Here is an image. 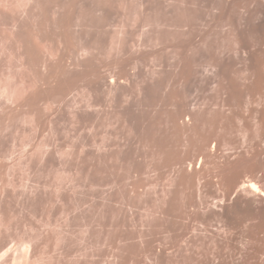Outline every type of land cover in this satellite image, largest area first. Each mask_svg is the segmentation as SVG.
Wrapping results in <instances>:
<instances>
[{
	"label": "rangeland",
	"instance_id": "1",
	"mask_svg": "<svg viewBox=\"0 0 264 264\" xmlns=\"http://www.w3.org/2000/svg\"><path fill=\"white\" fill-rule=\"evenodd\" d=\"M0 264H264V0H0Z\"/></svg>",
	"mask_w": 264,
	"mask_h": 264
},
{
	"label": "bare ground",
	"instance_id": "2",
	"mask_svg": "<svg viewBox=\"0 0 264 264\" xmlns=\"http://www.w3.org/2000/svg\"><path fill=\"white\" fill-rule=\"evenodd\" d=\"M248 187H250L251 190H253L254 192H259L258 186L255 183H253V182H250Z\"/></svg>",
	"mask_w": 264,
	"mask_h": 264
}]
</instances>
